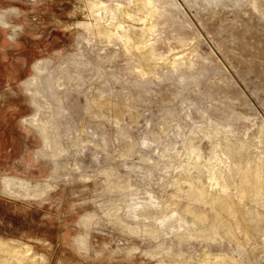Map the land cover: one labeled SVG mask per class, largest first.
Returning <instances> with one entry per match:
<instances>
[{"label": "rangeland", "instance_id": "rangeland-1", "mask_svg": "<svg viewBox=\"0 0 264 264\" xmlns=\"http://www.w3.org/2000/svg\"><path fill=\"white\" fill-rule=\"evenodd\" d=\"M153 3L127 44L84 0H0V237L45 264H264V0Z\"/></svg>", "mask_w": 264, "mask_h": 264}, {"label": "bare ground", "instance_id": "bare-ground-1", "mask_svg": "<svg viewBox=\"0 0 264 264\" xmlns=\"http://www.w3.org/2000/svg\"><path fill=\"white\" fill-rule=\"evenodd\" d=\"M85 1V8L88 10V11H90L92 14L91 15H93V20H95V22H92V21H89V22H82V20H81V22L84 24V25H87V26H93V28H94V30L93 31H95L97 34H100V35H103L104 37L106 36V38L108 37H110L111 38V36L114 34V32H113V30H112V25H115L116 23H118L119 24V26H122L123 28H125V24H128V28H126V30H125V32L126 33H124L125 34V39L127 40V44H129V43H132V37H131V35L129 34V32L131 31V29L132 30H134V29H138L137 27H136V23L137 22H140V23H138V24H143L144 26H142V25H139L140 26V29H139V31L141 30V34H142V39H143V37H145L146 36V34H145V30H147V29H151V28H153L154 27V22H155V13L157 12L156 10V8H155V3H153V0H142L141 1V7H140V10H138L137 9V7H135V6H133L132 5V2L130 3V5H132V7H130V6H128V7H126V6H120V5H114V6H105V5H103V3L101 4V5H97V4H95L94 2H93V0H84ZM136 3V2H135ZM134 3V4H135ZM117 4V3H116ZM15 8V7H14ZM13 8V9H14ZM102 10L104 11L105 10V14H103L102 13ZM159 11V10H158ZM90 15V16H91ZM159 15V14H158ZM158 17V16H157ZM147 18H149V22L148 23H146V19ZM111 19V20H110ZM108 20H110V22H107ZM157 20V19H156ZM3 22H4V20H3ZM79 22V21H78ZM78 24V23H77ZM156 26V25H155ZM116 27V26H115ZM132 27V28H131ZM115 30V29H114ZM155 30V29H154ZM94 32V33H95ZM115 32H116V30H115ZM118 33V32H117ZM117 33H115L116 35H117ZM134 33H136V31L134 32ZM118 34H120V33H118ZM132 35H134L133 34V32L131 33ZM115 35V36H116ZM138 35V34H137ZM135 36H136V34H135ZM134 36V37H135ZM113 38V37H112ZM118 38V37H117ZM123 38V37H122ZM123 38V39H124ZM139 39V38H138ZM137 40V39H136ZM141 40V39H140ZM148 40V39H147ZM143 42H145L144 40H142ZM140 42V41H139ZM126 43V42H125ZM135 43H137L136 41H135ZM146 43V42H145ZM144 43V44H145ZM147 43H149V42H147ZM146 43V44H147ZM134 44V43H133ZM138 44V43H137ZM137 44H134L135 46H137V47H135V49L137 50V48L139 49V51H140V54L143 56V59L147 62L148 60L149 61H152V58L154 59V53L150 50V49H146V50H143V49H141V45L139 46V45H137ZM143 44V45H144ZM151 44V43H150ZM145 46V45H144ZM143 47V46H142ZM155 47V46H154ZM153 50V49H152ZM154 51V50H153ZM139 54V55H140ZM141 56V57H142ZM151 59V60H150ZM155 60V59H154ZM41 61V60H40ZM141 61V60H140ZM149 61H148V63H149ZM170 61V60H169ZM146 62H145V64H146ZM155 62V61H154ZM175 65V64H174ZM39 66V65H38ZM42 67V66H41ZM38 68V67H37ZM40 69V68H39ZM42 69V68H41ZM146 70V69H145ZM39 71H41V70H39ZM37 77V76H36ZM36 79V78H35ZM31 81V80H30ZM34 81V80H33ZM36 81V80H35ZM51 83V82H50ZM49 85V84H48ZM39 91V90H38ZM37 113V112H36ZM35 113V114H36ZM36 118H34V120H35ZM33 123V122H32ZM195 151V150H194ZM217 157L215 156V159H216ZM208 162V161H207ZM249 162V161H248ZM241 165V164H240ZM251 167V166H250ZM259 168V167H258ZM235 169V168H234ZM238 169V168H237ZM236 169V170H237ZM233 170V169H232ZM240 170V169H239ZM211 171V170H210ZM249 171V170H248ZM255 171H256V169H255ZM254 170H253V172H255ZM262 171H263V168H262ZM244 172V171H243ZM217 173V172H216ZM246 173V172H245ZM252 173V172H251ZM256 174V173H255ZM262 174H263V172H262ZM261 174V175H262ZM240 175H242V174H240ZM253 175V174H252ZM260 175V173H258V176ZM214 176V175H213ZM224 176V175H223ZM10 177V176H9ZM215 177V179L217 180V183L219 184V185H221V190L222 191H224V192H226L227 191V189H228V185L225 183V182H221L216 176H214ZM213 178V177H212ZM253 178H255V176L253 177ZM252 178V179H253ZM257 178V177H256ZM261 178V177H260ZM262 178H263V175H262ZM214 179V180H215ZM246 179V178H245ZM251 179V178H250ZM258 179V178H257ZM208 180V179H207ZM213 180V181H214ZM244 179H242V181H243ZM248 180V179H247ZM193 181V180H192ZM225 181V180H224ZM252 181V180H251ZM254 181V180H253ZM262 181V180H261ZM194 182V181H193ZM197 181L195 180V183H196ZM250 182V181H249ZM7 183V182H6ZM190 183H192V182H190ZM199 183V182H198ZM217 183H215V184H217ZM242 183H244V182H242ZM251 183V182H250ZM253 183V182H252ZM251 183V184H252ZM197 184V183H196ZM250 184V185H251ZM257 185H258V183H256ZM7 185V184H6ZM191 185V184H190ZM249 185V186H250ZM253 185V184H252ZM256 185V186H257ZM263 185V184H262ZM21 186V185H20ZM189 186V185H188ZM192 186V185H191ZM203 186V185H202ZM214 186H216V185H214ZM264 186V185H263ZM252 187V186H251ZM250 187V188H251ZM259 187V186H258ZM198 188V187H197ZM204 188H206V187H204ZM249 187H247V189H248ZM261 188V187H260ZM6 189V188H5ZM27 189V188H26ZM189 189V188H188ZM211 189V188H210ZM252 189V188H251ZM256 189V188H255ZM259 189V188H258ZM193 190V189H192ZM200 190V189H199ZM208 190V189H207ZM221 190H220V192H221ZM241 190V189H240ZM244 190H245V188H244ZM253 190H254V188H253ZM260 190V189H259ZM206 191V190H205ZM237 191V190H236ZM239 191V190H238ZM237 191V192H238ZM257 192H258V190H256ZM255 191V192H256ZM191 192V191H190ZM223 192V193H224ZM241 192V191H240ZM254 192V193H255ZM260 192H261V190H260ZM215 193V192H214ZM219 193V192H218ZM259 193V192H258ZM193 194V193H192ZM199 194V193H198ZM207 194V193H206ZM217 194V193H216ZM220 194V193H219ZM252 194V193H251ZM260 194V193H259ZM30 195V194H29ZM191 194H189V196H190ZM195 195V194H194ZM210 195V194H209ZM240 195V194H239ZM246 195V194H245ZM15 196V195H14ZM193 196V195H192ZM201 196H204L202 199L204 200V198H205V195H204V193H202V195ZM223 196V195H222ZM222 196H221V199H222ZM225 196V195H224ZM233 196V195H232ZM250 196V195H249ZM191 197V196H190ZM195 197V196H194ZM218 197V196H217ZM240 197H242V194H241V196ZM197 198V197H196ZM199 198V197H198ZM201 198V197H200ZM210 198V197H209ZM243 198H244V196H243ZM191 199V198H190ZM195 199V198H194ZM211 200H212V198H210ZM217 199V198H216ZM227 199V198H226ZM245 199H247V198H245ZM198 200V199H197ZM206 200V199H205ZM204 200V201H205ZM213 200H214V198H213ZM222 200H225L224 198L222 199ZM209 201V200H208ZM221 201V200H220ZM227 201V200H226ZM229 201V200H228ZM210 202V201H209ZM200 203V202H199ZM201 203H203L202 202V200H201ZM211 203V202H210ZM231 203H232V201H231ZM204 204V203H203ZM225 205H226V203H224ZM220 205V204H219ZM222 205V204H221ZM228 205V204H227ZM233 206H234V204H233ZM236 206V205H235ZM213 207H215V205L213 206ZM232 207V206H231ZM192 208V207H191ZM219 209V208H218ZM229 209V208H228ZM231 209V208H230ZM216 210V209H215ZM235 210V209H234ZM237 210V209H236ZM193 211V210H192ZM232 211V210H231ZM189 212H191V211H189ZM236 212V211H235ZM240 212H241V210H240ZM199 213V212H198ZM220 213V212H219ZM226 214H228V213H226ZM231 215V214H230ZM199 216V215H198ZM228 216V215H227ZM197 217V216H196ZM200 217V216H199ZM199 217H197V218H199ZM218 217H219V215H218ZM202 218V217H201ZM233 219V218H232ZM203 220H206V219H203ZM247 220V219H246ZM238 225V224H237ZM237 228V227H236ZM230 229V228H229ZM237 232V231H236ZM248 232V231H247ZM236 235V234H235ZM11 240V239H10ZM14 241H12V243H13ZM24 244V243H23ZM15 248V247H14ZM13 247H10V246H8V241L7 240H5L4 238H2V237H0V251H4L6 254H9V255H11L12 257H13V259L16 261V263L17 264H45L46 262H47V256L45 255V254H43V253H37V252H35V251H33L32 250V248L31 247H28L27 246V248L25 249V250H23L22 251V249L21 250H15ZM16 248H18L17 246H16ZM21 248H22V246H21ZM31 250V251H30ZM3 252V253H4ZM5 258V257H4ZM3 258V256H0V259L2 260V259H4ZM6 259V258H5ZM5 261V260H4Z\"/></svg>", "mask_w": 264, "mask_h": 264}]
</instances>
